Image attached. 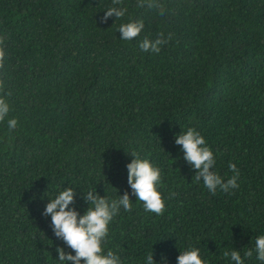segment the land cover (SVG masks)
<instances>
[{
    "label": "trees",
    "instance_id": "obj_1",
    "mask_svg": "<svg viewBox=\"0 0 264 264\" xmlns=\"http://www.w3.org/2000/svg\"><path fill=\"white\" fill-rule=\"evenodd\" d=\"M161 2L164 16L123 0L125 16L103 22L112 0H0V96L10 105L0 122V264H61L58 247L75 255L43 215L68 187L81 215L90 190L129 193L132 211L120 209L105 244L121 264H146L152 252L156 264H177L190 246L209 264H235L223 255L232 250L264 264L255 251L264 235V0ZM130 19L145 27L122 40ZM162 32L172 38L159 53L140 48ZM189 127L225 182L236 164L239 187L213 195L195 182L175 143ZM132 153L162 169L163 215L131 194Z\"/></svg>",
    "mask_w": 264,
    "mask_h": 264
},
{
    "label": "clouds",
    "instance_id": "obj_2",
    "mask_svg": "<svg viewBox=\"0 0 264 264\" xmlns=\"http://www.w3.org/2000/svg\"><path fill=\"white\" fill-rule=\"evenodd\" d=\"M123 0H112L113 6L105 11L102 17L103 22H107L109 17L115 16L117 19L123 18L127 12L126 7H117ZM147 7L160 16L166 14V6L161 0H138V7ZM145 27L142 19L132 20L119 26L118 32L122 40H132L138 37ZM172 35L167 37L162 32L155 40L145 37L140 44L144 51L159 53L161 46L171 40ZM7 52L4 47V39L0 37V70L5 68ZM4 75L0 71V90L4 88ZM10 95V93H9ZM10 112V105L7 100L0 96V122H3ZM18 121L15 118L8 120L10 130L17 127ZM175 143L182 146L184 159L195 170V182L203 181L207 190L215 195L217 190L225 193L231 189L239 187V170L236 164L230 163L229 170L234 173L225 182L224 178L214 171L215 156L212 149L207 145L205 138L195 128L189 127L176 136ZM134 159L126 165L127 180L132 190V195L136 201H140L146 211L157 215H163L165 211V200L160 188L162 185V169L155 166L147 158H141L137 153L131 154ZM76 191L73 187L63 188L59 194L50 199L47 203L43 215L51 217V226L54 235L63 240L75 255L66 253L64 248L58 247L61 264H121L120 256L111 249L105 251V244L109 235V225L113 218L119 214L120 209L132 211L133 202L128 192L117 199H109L100 196L96 190H90L84 195V199L90 205L85 213L81 215L74 207ZM172 195H175L174 193ZM255 251L257 259L264 262V235H260L255 240ZM224 257H230L235 264H244L238 250L225 251ZM252 256V250L245 253ZM146 264H156L153 259V252L146 257ZM177 264H209V261L201 255L200 249L190 246L187 250L180 252L177 257Z\"/></svg>",
    "mask_w": 264,
    "mask_h": 264
}]
</instances>
